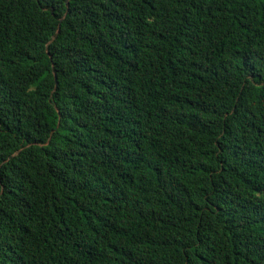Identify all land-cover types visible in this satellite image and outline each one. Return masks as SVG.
Segmentation results:
<instances>
[{
	"label": "trees",
	"instance_id": "obj_1",
	"mask_svg": "<svg viewBox=\"0 0 264 264\" xmlns=\"http://www.w3.org/2000/svg\"><path fill=\"white\" fill-rule=\"evenodd\" d=\"M0 264H264V0H0Z\"/></svg>",
	"mask_w": 264,
	"mask_h": 264
},
{
	"label": "water",
	"instance_id": "obj_2",
	"mask_svg": "<svg viewBox=\"0 0 264 264\" xmlns=\"http://www.w3.org/2000/svg\"><path fill=\"white\" fill-rule=\"evenodd\" d=\"M58 31H59V29H58Z\"/></svg>",
	"mask_w": 264,
	"mask_h": 264
}]
</instances>
